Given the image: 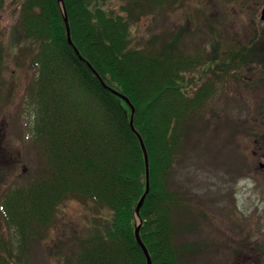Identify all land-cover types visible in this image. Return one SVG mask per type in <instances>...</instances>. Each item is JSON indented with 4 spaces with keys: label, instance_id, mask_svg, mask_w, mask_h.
<instances>
[{
    "label": "trees",
    "instance_id": "obj_1",
    "mask_svg": "<svg viewBox=\"0 0 264 264\" xmlns=\"http://www.w3.org/2000/svg\"><path fill=\"white\" fill-rule=\"evenodd\" d=\"M8 1L0 0V11ZM17 1L13 33L21 44L19 59L33 71L26 105L33 115L30 143L41 165L0 204V225L14 231L20 257L31 237H43L56 222L62 203L78 201L110 216L99 218L69 264H147L136 239L139 226L152 264H183L193 246L179 245L176 236L187 227L181 217L189 200L172 177L191 123L227 84L231 64L264 65V53L246 47L224 60L216 51L185 52L173 40L133 48L132 23L171 11L177 0H122L119 10L106 8L105 0ZM66 17L86 61L68 42ZM5 58L0 36V107ZM201 66L212 69L202 86L195 76ZM141 139L149 191L137 216L147 189ZM0 264L9 260L2 257Z\"/></svg>",
    "mask_w": 264,
    "mask_h": 264
},
{
    "label": "rangeland",
    "instance_id": "obj_2",
    "mask_svg": "<svg viewBox=\"0 0 264 264\" xmlns=\"http://www.w3.org/2000/svg\"><path fill=\"white\" fill-rule=\"evenodd\" d=\"M105 1L106 8L114 10L122 4V0ZM263 4L264 0H177L171 11L132 23V47H163L173 40L185 52L216 51L224 60L246 47L264 53ZM20 5L9 0L0 11L6 53L0 107V204L6 191L41 169L39 152L30 143L33 115L26 105L33 71L29 62L19 59L21 44L13 33ZM236 65L228 67L227 84L220 86L202 117L191 123L173 173L174 188L183 190L189 200L184 201L189 209L181 217L187 227L176 236L179 245L193 246L184 253L183 264H264V169L260 166L264 65ZM205 68L195 76L203 79L211 74L212 69ZM95 210L78 201L62 203L56 222L43 237H31L21 257L14 231L1 220L0 259L6 257L9 264H69L80 242L94 235L99 218L110 216Z\"/></svg>",
    "mask_w": 264,
    "mask_h": 264
},
{
    "label": "water",
    "instance_id": "obj_3",
    "mask_svg": "<svg viewBox=\"0 0 264 264\" xmlns=\"http://www.w3.org/2000/svg\"><path fill=\"white\" fill-rule=\"evenodd\" d=\"M59 1L62 2V0H59ZM260 19H261L262 21H264V4H263L262 10H261ZM65 22H66V28H67L68 42H69L72 46H74V44H73V42H72V39H71V31H70V26H69V22H68V18H67V17L65 18ZM74 47H75V46H74ZM74 49H75V52L77 53V55H78L82 60H85V61H86V59H84V58L81 56L79 50H78L76 47H75ZM88 65L90 66L91 69H93L89 63H88ZM93 70H94V69H93ZM95 72H96V71H95ZM121 96H122L127 102H129L128 99H127L125 96H123V95H121ZM133 114H134V108L132 107V116H133ZM131 126H132V128H133V130H134L133 120H132V119H131ZM141 144H142V147H143V150H144V154H145V162H146V169H147V171H146V179H147L146 187H147V189H146L145 194H144L143 197L141 198V200H140V202H139V204H138V206H137V208H136V215H137V216L140 214V209H141V207H142V205H143V202H144V200H145L146 194H147L148 191H149V162H148V154H147V151H146V148H145V146H144V143H143L142 139H141ZM136 239H137L138 244L140 245V247L142 248V250H143V252H144V254H145V256H146L147 264H152V259H151L150 253H149V251H148V248H147L146 245L144 244V242H143V240H142V238H141V235H140V226L136 229Z\"/></svg>",
    "mask_w": 264,
    "mask_h": 264
},
{
    "label": "flooded vegetation",
    "instance_id": "obj_4",
    "mask_svg": "<svg viewBox=\"0 0 264 264\" xmlns=\"http://www.w3.org/2000/svg\"><path fill=\"white\" fill-rule=\"evenodd\" d=\"M200 68H201L203 71H205V72H206L207 69H208V68L205 69V66H201ZM200 68H199V69H200ZM199 69H197V70H199ZM197 70H196V71H197ZM209 76H210V74H208L206 77H204L203 79L200 80V85H201V86L204 84V82L206 81V79H207ZM260 159H261V160H260V161H261V162H260V166H261L262 169H264V149H263V151H262V153H261V155H260Z\"/></svg>",
    "mask_w": 264,
    "mask_h": 264
}]
</instances>
